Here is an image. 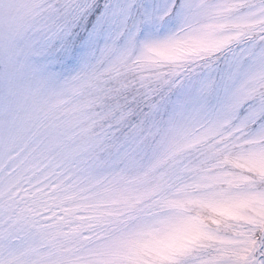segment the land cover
I'll return each mask as SVG.
<instances>
[{
	"label": "snow or ice",
	"instance_id": "obj_1",
	"mask_svg": "<svg viewBox=\"0 0 264 264\" xmlns=\"http://www.w3.org/2000/svg\"><path fill=\"white\" fill-rule=\"evenodd\" d=\"M0 264H264V0H0Z\"/></svg>",
	"mask_w": 264,
	"mask_h": 264
}]
</instances>
